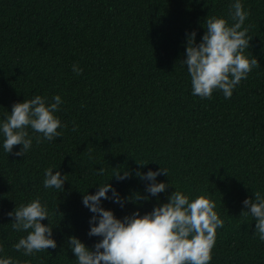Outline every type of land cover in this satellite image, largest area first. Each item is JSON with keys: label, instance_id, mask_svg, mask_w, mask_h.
Returning a JSON list of instances; mask_svg holds the SVG:
<instances>
[{"label": "trees", "instance_id": "obj_1", "mask_svg": "<svg viewBox=\"0 0 264 264\" xmlns=\"http://www.w3.org/2000/svg\"><path fill=\"white\" fill-rule=\"evenodd\" d=\"M0 264H264V0H0Z\"/></svg>", "mask_w": 264, "mask_h": 264}]
</instances>
